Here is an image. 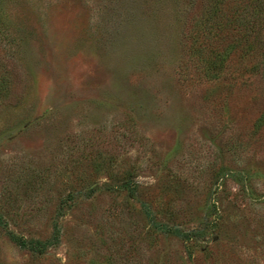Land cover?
<instances>
[{
  "label": "rangeland",
  "instance_id": "rangeland-1",
  "mask_svg": "<svg viewBox=\"0 0 264 264\" xmlns=\"http://www.w3.org/2000/svg\"><path fill=\"white\" fill-rule=\"evenodd\" d=\"M246 5L0 0V264H264Z\"/></svg>",
  "mask_w": 264,
  "mask_h": 264
},
{
  "label": "trees",
  "instance_id": "trees-1",
  "mask_svg": "<svg viewBox=\"0 0 264 264\" xmlns=\"http://www.w3.org/2000/svg\"><path fill=\"white\" fill-rule=\"evenodd\" d=\"M247 2V11L244 15L239 14L236 18L230 19L228 22L239 23L240 27V38L235 41L234 44L227 46L226 49L210 51V54L206 57V72L208 74L216 75L222 73L226 68V61L229 52L231 51L233 45H240L244 43L247 51H252L254 46H259L261 43V29L264 21V0H245ZM217 12H213V16H216ZM198 37L195 38V50L201 51L198 44ZM259 64L254 66V70L258 71ZM0 86H2V80L0 79ZM187 237V236H186ZM21 246H26V243L21 240H16Z\"/></svg>",
  "mask_w": 264,
  "mask_h": 264
}]
</instances>
